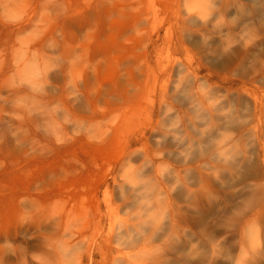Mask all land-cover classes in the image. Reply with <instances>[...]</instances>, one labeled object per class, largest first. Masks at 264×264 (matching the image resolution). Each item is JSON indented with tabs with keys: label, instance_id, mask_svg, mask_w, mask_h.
<instances>
[{
	"label": "rangeland",
	"instance_id": "374dc122",
	"mask_svg": "<svg viewBox=\"0 0 264 264\" xmlns=\"http://www.w3.org/2000/svg\"><path fill=\"white\" fill-rule=\"evenodd\" d=\"M91 261L264 264V0H0V264Z\"/></svg>",
	"mask_w": 264,
	"mask_h": 264
},
{
	"label": "bare ground",
	"instance_id": "6f19581e",
	"mask_svg": "<svg viewBox=\"0 0 264 264\" xmlns=\"http://www.w3.org/2000/svg\"><path fill=\"white\" fill-rule=\"evenodd\" d=\"M23 40H24V38H16L15 41L18 43V46L13 49V50L18 51L14 55V60H15V63L17 64V69H16L17 71L23 70V66L30 60L29 55L26 54V51L22 47V45L24 44ZM52 46H55L54 42L52 43ZM26 50L28 51V49H26ZM247 168H248V166H246L244 168L245 172L247 171ZM100 222H101V218L98 219V224H100ZM125 236H127L126 233H125ZM105 239L109 240V236H105ZM125 243L134 244V241L127 239L125 241ZM104 246H105L104 243H102L101 245L95 244V248H97V250L100 252L102 257H103V255L107 254V251H108L107 249L103 248ZM90 264H93V262L91 261Z\"/></svg>",
	"mask_w": 264,
	"mask_h": 264
}]
</instances>
